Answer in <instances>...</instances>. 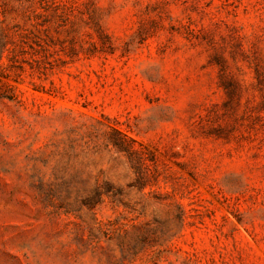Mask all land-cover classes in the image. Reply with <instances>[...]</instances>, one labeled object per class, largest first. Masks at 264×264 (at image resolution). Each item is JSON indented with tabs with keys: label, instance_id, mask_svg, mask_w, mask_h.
I'll return each mask as SVG.
<instances>
[{
	"label": "rangeland",
	"instance_id": "rangeland-1",
	"mask_svg": "<svg viewBox=\"0 0 264 264\" xmlns=\"http://www.w3.org/2000/svg\"><path fill=\"white\" fill-rule=\"evenodd\" d=\"M0 264H264V0H0Z\"/></svg>",
	"mask_w": 264,
	"mask_h": 264
}]
</instances>
